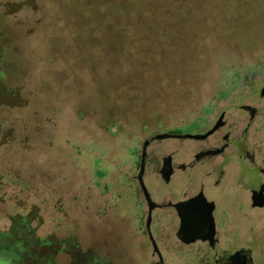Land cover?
Returning a JSON list of instances; mask_svg holds the SVG:
<instances>
[{"label": "rangeland", "instance_id": "rangeland-1", "mask_svg": "<svg viewBox=\"0 0 264 264\" xmlns=\"http://www.w3.org/2000/svg\"><path fill=\"white\" fill-rule=\"evenodd\" d=\"M198 2L196 7L180 8L178 14L184 20L187 16V21L173 27L165 24L166 45L174 27L180 31L174 44L180 50L177 55L165 61L168 46L158 73L152 63L149 80L142 82L143 89L138 86L141 94L115 103L121 114L137 109L132 112L135 117L120 118L119 131L104 129V111L96 113L92 108L103 103L97 102L98 78L85 66L79 42L67 37L53 52L45 40L32 39V66L25 80L18 77L28 104L9 112L3 125L11 137L0 146V167L17 174L8 186L16 190L19 205L10 200L13 193L8 190L6 202H0V231L11 229L12 216H29L36 208L29 228L37 240L74 238L79 248L77 255L61 252L53 258L50 249H40L43 257L34 264H46V260L48 264L158 262L150 237L141 230L129 232V228L138 229L140 222L132 215H121L133 210L128 189L133 153L141 154L145 139L156 132L192 125L209 128L224 112L230 124L248 129L249 151L264 168V97L260 95L264 87V0H211L205 8V1ZM257 12L249 22L247 14ZM256 19L259 23L251 25ZM252 58L258 61L248 66ZM127 104L130 110H122ZM241 106L258 110L254 121L250 122ZM152 108L160 113L158 121L143 117ZM84 109L87 113L81 118ZM172 144L177 142L155 143L152 150ZM234 180L221 190L223 196L217 195L229 212L227 218L218 220L230 235L223 240L221 246L227 247L222 250L232 251L230 247L240 244L251 251L252 264H264V209L254 210L247 201L246 215L240 218L242 203L237 198L245 186ZM149 188H155L153 182ZM174 227L167 219L152 226L164 264H210L214 250L202 242L180 243ZM106 232L109 240H105ZM0 264L29 263L21 262L9 244L0 245Z\"/></svg>", "mask_w": 264, "mask_h": 264}, {"label": "trees", "instance_id": "trees-1", "mask_svg": "<svg viewBox=\"0 0 264 264\" xmlns=\"http://www.w3.org/2000/svg\"><path fill=\"white\" fill-rule=\"evenodd\" d=\"M199 1L200 4L205 1L202 7L205 8L211 0ZM198 5V0H0V146L5 144L3 141L7 137H11L3 126L9 112L24 109L28 104L18 77L22 76L25 80L32 66L33 38L51 44L53 52L60 49L67 37L71 36L79 42L85 66L98 78L97 102L103 103V106L92 108L96 113L104 111V129L119 131L120 118L135 117L133 113L137 109L121 114L115 103L128 102L139 96L141 92L137 88H144L143 83L149 80L153 65L158 73L163 62H169L177 55L180 50L174 44L180 38V31L175 26L174 35L167 37L169 43L166 45L165 24L173 27L187 21V16L184 20V15L178 14L180 8ZM254 5L262 8L256 3ZM255 15L259 13L247 14L246 18L250 22ZM258 23L256 19L251 25ZM152 40L155 43H150ZM168 46L169 56L164 61ZM133 57L139 59L130 60ZM252 59L248 66L258 61ZM161 82L165 86L164 79ZM128 107L129 104L123 105L121 109L129 111ZM148 111L151 112L143 117L158 121V109ZM86 113V109L82 110L81 118H85ZM16 176V173L0 167V202H6L7 191L12 189L10 200L19 205L16 190L8 186V183L13 184ZM23 190L29 188L24 187ZM30 211L29 216L16 214L11 217L13 226L9 231H0V245L8 247L10 244L19 260L29 264L43 257L40 249H50L52 258L61 252L79 253L74 238L37 240L29 228L37 210L33 208ZM109 236L110 233L106 232L105 240H109Z\"/></svg>", "mask_w": 264, "mask_h": 264}, {"label": "flooded vegetation", "instance_id": "flooded-vegetation-1", "mask_svg": "<svg viewBox=\"0 0 264 264\" xmlns=\"http://www.w3.org/2000/svg\"><path fill=\"white\" fill-rule=\"evenodd\" d=\"M240 108L250 115V122L258 115V110L251 106ZM247 131L230 124L223 112L209 128L196 129L192 125L156 132L144 141L151 139L146 154L144 143L141 154L133 153L128 182L133 210L121 215H132L140 222L138 229L129 228V232L141 230L150 237L153 252L159 259L156 264H164V259L152 236V226L166 219L175 224L172 231L180 243L202 242L214 250L210 264H252L251 251L240 244L230 247L232 251L222 250L227 247L221 246L223 240H228L230 235L218 220L227 218L229 212L225 201L217 200V195L223 196L221 190L232 185L230 181L235 178L239 186H245L237 198L242 203L238 216L246 215L247 201L254 210L264 209V206H255L264 202V168L249 151ZM158 135L172 137L157 141L154 138ZM167 141L177 144L152 150L155 143ZM152 182L153 189L149 188Z\"/></svg>", "mask_w": 264, "mask_h": 264}, {"label": "water", "instance_id": "water-1", "mask_svg": "<svg viewBox=\"0 0 264 264\" xmlns=\"http://www.w3.org/2000/svg\"><path fill=\"white\" fill-rule=\"evenodd\" d=\"M260 95H261V97H264V87L260 90ZM247 108H250V107H247ZM170 137H172V136H170V135H158V136H156L154 139L155 140H157V141H159V140H163V139H167V138H170ZM150 140L151 139H147L146 140V142L144 143V146H143V152L146 154V151H147V148H148V146H149V142H150ZM148 195V194H147ZM255 206H264V202H262V204H255Z\"/></svg>", "mask_w": 264, "mask_h": 264}]
</instances>
